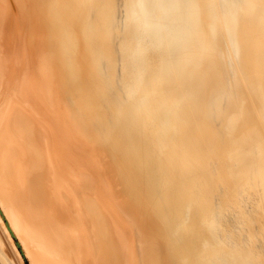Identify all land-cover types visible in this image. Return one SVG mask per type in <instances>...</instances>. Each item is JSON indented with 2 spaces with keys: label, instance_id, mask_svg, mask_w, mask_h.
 <instances>
[{
  "label": "bare ground",
  "instance_id": "obj_1",
  "mask_svg": "<svg viewBox=\"0 0 264 264\" xmlns=\"http://www.w3.org/2000/svg\"><path fill=\"white\" fill-rule=\"evenodd\" d=\"M14 38L0 264H264V0H0Z\"/></svg>",
  "mask_w": 264,
  "mask_h": 264
},
{
  "label": "rangeland",
  "instance_id": "obj_2",
  "mask_svg": "<svg viewBox=\"0 0 264 264\" xmlns=\"http://www.w3.org/2000/svg\"><path fill=\"white\" fill-rule=\"evenodd\" d=\"M19 11H20V13H22V10L21 9H19ZM22 36H21V40H19L22 44V47H23V44L25 43L23 40H25L24 38H25V36H24V34H21ZM17 43H18V41H16L15 40V38H14V40H13V42H12V47H11V50H10V52H9V54H8V57H6L5 56V58H4V64H6L7 66H9L10 68H6V65H5V68H4V65H2L1 66V69H0V89H3V88H5V85L7 84L6 83V81L4 82V80H2V79H4L3 77H5L4 75H5V71L7 70V69H9L10 71H12L13 69H14V67H15V65L17 64L21 69L25 66L26 67V65L24 64V56H23V54H21L22 53V48L21 49H18L19 48V45L17 46ZM15 45V47H13ZM25 46V45H24ZM18 47V48H17ZM12 48H14L13 50H12ZM18 50H20V51H18ZM13 51V52H12ZM17 52H19V54L17 53ZM12 54H14V56L12 55ZM12 57H11V56ZM19 55V56H18ZM10 56V57H9ZM18 56V57H17ZM29 56V54H27V57ZM21 57H22V59H21ZM10 58V59H9ZM14 58V59H13ZM7 59H9V60H7V62H6V60ZM19 59H20V61H19ZM13 60H15L16 62H14L13 63ZM18 60V61H17ZM23 61V63L21 64V62ZM8 63H10V64H8ZM28 63H30L31 64V61H30V59L28 60ZM24 64V65H23ZM17 66V68H19ZM22 66V67H21ZM28 67H29V64H28ZM5 69V70H4ZM21 69H19V71L21 70ZM28 69L29 68H27V71H28ZM15 70H17L16 68H15ZM3 82V85L1 84ZM1 86H3V88L1 87ZM4 90V89H3ZM41 90H44V88H42ZM38 93H40L39 91H38ZM38 93L37 92H35V95L37 96L38 95ZM1 113V112H0ZM106 201V203L108 204V206H109V208H111V209H117L116 208V204H114V203H112L111 201H110V197L109 196H107V199L105 200ZM119 211H120V213L122 214L121 215V221L123 222V223H127V218H126V214H125V210H120L119 209ZM226 213V214H225ZM238 213L234 210V209H228V210H225V211H223V212H221L220 214H219V216H218V220H219V222H220V230H219V234H220V237L222 238V240H224L226 243H230L231 242V237L235 234V232L237 231V229H238V226H239V223H238ZM125 218V219H124ZM3 220L6 222V218L5 217H3ZM224 235V236H223ZM12 239H13V241H14V243H15V246H16V248L21 252V246H20V244H19V242H18V239L15 237V236H12ZM16 239V240H15ZM18 243V244H17ZM23 264H29V262H28V260L26 259V258H23Z\"/></svg>",
  "mask_w": 264,
  "mask_h": 264
}]
</instances>
